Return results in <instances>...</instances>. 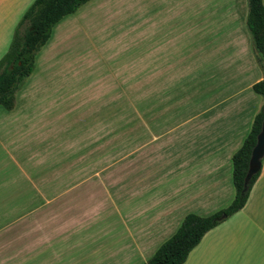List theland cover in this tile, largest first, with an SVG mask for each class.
I'll use <instances>...</instances> for the list:
<instances>
[{
  "label": "rangeland",
  "instance_id": "obj_1",
  "mask_svg": "<svg viewBox=\"0 0 264 264\" xmlns=\"http://www.w3.org/2000/svg\"><path fill=\"white\" fill-rule=\"evenodd\" d=\"M195 2L91 0L53 27L50 39L36 53L33 73L18 87L14 109L35 121L30 126L43 128L39 147L49 146L51 153L63 156L59 155L53 180L28 182L15 204L5 205L12 202L13 191L0 194V249L10 259L0 264H21V238L42 251L45 259L38 264H52L53 259V264H148L167 242L170 233L151 247L136 248L125 237L121 243L113 242L115 249L99 251L106 242L101 230L116 227L124 232L129 226L125 217L130 214L119 211L130 208L135 192L162 190L161 179L170 174L165 165L181 152L179 136L190 133L185 130L194 125L183 128L188 117L163 118L160 105L152 113L160 97L157 101L154 92L147 99L146 54L174 32L181 33L179 47L186 53L196 28ZM190 49L180 59L179 98L186 111L212 89L205 55ZM179 55L177 50L175 56ZM8 112L0 106V121L18 116ZM67 136L71 138L65 143ZM82 157L84 163L90 162L87 181L78 179L81 167L76 163ZM71 163L75 174L68 182L65 170ZM82 176L86 178L85 171ZM38 206L47 208L37 213ZM82 243L89 252L82 251ZM88 254L96 258L83 263L82 255Z\"/></svg>",
  "mask_w": 264,
  "mask_h": 264
},
{
  "label": "crops",
  "instance_id": "obj_2",
  "mask_svg": "<svg viewBox=\"0 0 264 264\" xmlns=\"http://www.w3.org/2000/svg\"><path fill=\"white\" fill-rule=\"evenodd\" d=\"M34 1L0 0V60L9 51L16 31H21V20ZM262 2L264 5V0ZM195 7L196 28L189 37L193 39L191 46L205 55L203 63L209 64L212 89L198 100L193 109L186 111L181 108L179 87L183 75L180 74V59H183L181 54L185 50L181 52L179 47L180 32L170 33L163 39L162 46L152 45L147 51V99L154 92L157 101L160 97L153 105L152 113L160 105L163 118L188 117L181 123L183 128L194 125L185 130L191 134L186 132L179 136L177 146L181 152L177 160L165 165L170 174L162 177V190L133 194L130 208L119 211V214H130L125 217L129 226L123 227L124 232L116 227L118 230L100 231L102 241H106L101 245L103 249H99L101 253L115 249L113 242L121 243L125 237L136 248L151 247L154 241L168 233L169 240L187 215L209 217L229 207L235 199L232 159L249 136L256 116L263 111L264 97L256 93L253 86L264 80V63L247 26L248 0H197ZM171 38L177 40L171 41ZM190 47H186V55ZM177 50L181 58L180 55L175 56ZM14 108L8 113L18 115L16 119L0 121V194L4 190L15 194L9 197L12 202L5 205L15 204L28 182L33 183L35 179L39 182L45 177L53 180L51 175H57L59 155L63 156L57 151L51 153L49 146L39 147L37 144L42 142V138L38 133L43 128L30 126L35 121L21 116V112L16 113ZM147 112L149 118L150 111ZM146 131H150L148 125ZM69 138L67 136L62 141ZM89 164L88 161L84 163V157L76 163L81 167V178L78 179H89L86 168ZM73 166L72 163L66 166L68 182L73 181ZM84 171L85 179L82 176ZM2 204L1 201L0 212L3 211ZM45 208L38 206L35 212L42 213ZM222 219L190 252L184 264H264V158L260 175L244 208ZM82 244V251L89 252L87 243ZM21 249V264H38L45 259L38 246L28 243L27 239L21 238ZM8 256V252L0 249V263L9 262ZM82 256L83 263L96 258L95 254ZM75 259L69 257L68 260L77 262Z\"/></svg>",
  "mask_w": 264,
  "mask_h": 264
},
{
  "label": "trees",
  "instance_id": "obj_3",
  "mask_svg": "<svg viewBox=\"0 0 264 264\" xmlns=\"http://www.w3.org/2000/svg\"><path fill=\"white\" fill-rule=\"evenodd\" d=\"M91 0H35L25 12L9 51L0 60V106L12 110L19 85L34 71L36 53L48 42L53 27L63 18L75 14ZM247 26L255 47L264 63V5L262 0H248ZM264 97V80L253 86ZM263 111L255 118L252 130L243 146L233 156V183L236 189L234 201L226 209L209 217L189 214L178 231L155 252L148 264H184L190 252L203 237L224 219L221 217L239 212L247 203L249 194L260 172L254 175L245 191L252 151L261 132Z\"/></svg>",
  "mask_w": 264,
  "mask_h": 264
},
{
  "label": "water",
  "instance_id": "obj_4",
  "mask_svg": "<svg viewBox=\"0 0 264 264\" xmlns=\"http://www.w3.org/2000/svg\"><path fill=\"white\" fill-rule=\"evenodd\" d=\"M263 115H264V107H263ZM264 158V117L261 127V132L257 137L256 145L252 151L249 169L247 176L245 178V191L248 188V184L251 181L252 177L256 175L259 171H261L262 167V159ZM226 215H223L221 218H225Z\"/></svg>",
  "mask_w": 264,
  "mask_h": 264
}]
</instances>
